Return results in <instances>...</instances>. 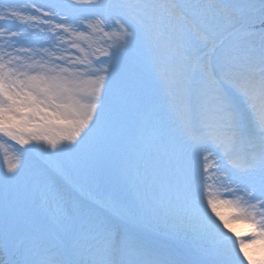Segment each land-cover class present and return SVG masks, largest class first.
<instances>
[{
    "label": "snow or ice",
    "instance_id": "1",
    "mask_svg": "<svg viewBox=\"0 0 264 264\" xmlns=\"http://www.w3.org/2000/svg\"><path fill=\"white\" fill-rule=\"evenodd\" d=\"M0 155V264H264V0H0Z\"/></svg>",
    "mask_w": 264,
    "mask_h": 264
},
{
    "label": "rangeland",
    "instance_id": "2",
    "mask_svg": "<svg viewBox=\"0 0 264 264\" xmlns=\"http://www.w3.org/2000/svg\"><path fill=\"white\" fill-rule=\"evenodd\" d=\"M2 164H3V156L0 155V165ZM72 183L75 185H79V189L82 193V196L95 197L98 199H110L109 196L111 190L113 189L110 185L101 182H95L86 176H74L72 177ZM62 190H67V189L63 187Z\"/></svg>",
    "mask_w": 264,
    "mask_h": 264
},
{
    "label": "bare ground",
    "instance_id": "3",
    "mask_svg": "<svg viewBox=\"0 0 264 264\" xmlns=\"http://www.w3.org/2000/svg\"><path fill=\"white\" fill-rule=\"evenodd\" d=\"M109 198H110V199H113V200H115V199L118 198V194H117V192H116L114 189L111 190V193H110ZM230 224H231V227H232L233 229L236 228L235 231H238V229L242 228V226H244V224H246V222H241V221H230Z\"/></svg>",
    "mask_w": 264,
    "mask_h": 264
}]
</instances>
